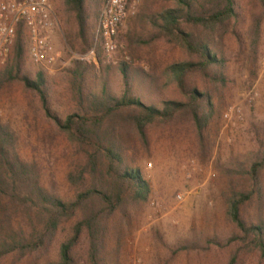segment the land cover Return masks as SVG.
Segmentation results:
<instances>
[{"label": "rangeland", "instance_id": "rangeland-1", "mask_svg": "<svg viewBox=\"0 0 264 264\" xmlns=\"http://www.w3.org/2000/svg\"><path fill=\"white\" fill-rule=\"evenodd\" d=\"M51 2L59 22L52 35L55 61L47 64V68L35 65L29 58L24 32L26 68L32 72L44 71L57 79L73 59L92 48L81 52L76 21L66 11L65 0ZM238 2L241 20L236 35H226L223 45L229 83L222 90L220 118L205 138L199 137L190 118L180 114L169 121L152 123L147 129L148 146L139 138L128 137L130 155L149 181L151 194L136 213L131 229L121 237L119 248L109 239L105 258L110 264H228L234 254L237 264H264L253 236L244 237L229 213V198L252 189L248 162L258 153H264V6L262 0ZM144 6L145 0H141L137 14L121 29L118 37L121 47L114 55L115 62L110 63L115 66L119 61L131 60L136 66L161 76L162 83H168L163 86L162 97L182 100L177 85L167 82L169 77L164 69L174 61L187 59L186 52L178 43L164 38H157L154 43L145 40L156 30L148 21L139 22ZM169 6L164 0H155L151 5L153 11ZM133 30H137L138 37L131 34ZM9 57L0 67V73L7 69ZM0 75V122L10 131L8 144L15 145L24 161L36 163L47 191L74 196L78 186L68 176L79 161L82 163L84 152L44 116L34 94L21 83L10 80L7 72ZM195 78L202 83L199 75ZM72 104L64 82L53 97L52 109L64 118ZM10 177L0 156V179L8 186ZM16 189L31 199L15 200L12 204L9 197L0 194V237H4L10 220L20 223L26 231H30V221L36 224L35 194L31 195L24 185ZM257 201L255 196L245 208L249 209V217L264 218V200L260 206ZM70 224L58 231L48 251L8 254L3 256L1 264H45L55 260L60 242L69 236ZM207 239L219 244L207 247ZM85 245V240H81V251ZM184 245L188 249H183Z\"/></svg>", "mask_w": 264, "mask_h": 264}, {"label": "trees", "instance_id": "trees-1", "mask_svg": "<svg viewBox=\"0 0 264 264\" xmlns=\"http://www.w3.org/2000/svg\"><path fill=\"white\" fill-rule=\"evenodd\" d=\"M102 1L65 0L66 11L76 21L82 53L95 45ZM154 1L145 0L147 7H143L138 20L148 21L156 30L145 39L148 43L164 38L184 48L187 59L174 61L164 69L169 77L167 82L177 85L182 100L162 97L163 86L168 83H162L161 76L136 66L131 60L112 66L113 63L103 64L100 59L97 64L73 59L57 79L41 70L29 71L24 31L22 26L18 28L7 69L0 74L7 72L10 80L21 83L38 98L44 116L82 149L84 160L68 176L78 186L74 196L47 191L36 163L24 161L15 145L8 144L10 131L0 122V156L11 173L8 186L0 179V194L9 197L12 204L15 200L28 201L31 198L22 196L16 189L24 185L37 200L36 224L30 221V231L20 223L8 222L4 237H0V264L8 254L48 251L58 231L68 223L72 225L69 236L60 242L56 259L45 264H110L105 258L109 239L119 248L121 237L131 229L136 213L151 194L149 181L130 155L128 137L139 138L148 146V127L180 114L190 118L199 137L205 138L220 118L222 90L229 83L224 39L230 33L236 35L241 20L240 3L238 0H164L170 6L153 11ZM131 34L138 37L137 30ZM96 47L100 58V44ZM196 75L202 78V83L196 80ZM64 82L73 104L62 118L52 109V100ZM248 163L252 189L229 198V213L244 237L253 236V243L264 258V218L249 217V209L245 208L255 196L259 206L263 203L264 153H258ZM81 240L86 243L82 251ZM214 243L219 244L206 240L207 247ZM228 264H237L236 254Z\"/></svg>", "mask_w": 264, "mask_h": 264}, {"label": "built area", "instance_id": "built-area-1", "mask_svg": "<svg viewBox=\"0 0 264 264\" xmlns=\"http://www.w3.org/2000/svg\"><path fill=\"white\" fill-rule=\"evenodd\" d=\"M140 3L141 0H104L97 18L95 45L87 54L76 58L94 63L99 59L115 62L114 55L121 47L118 42L121 29L130 17L137 14ZM20 26L27 37L30 60L47 68V64L56 58L52 35L59 26L51 0H0V67L12 51Z\"/></svg>", "mask_w": 264, "mask_h": 264}]
</instances>
